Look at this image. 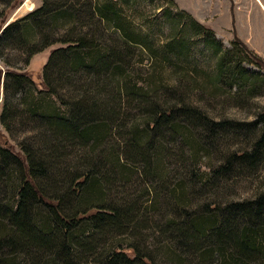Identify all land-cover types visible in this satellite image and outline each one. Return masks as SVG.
Instances as JSON below:
<instances>
[{"label":"trees","instance_id":"16d2710c","mask_svg":"<svg viewBox=\"0 0 264 264\" xmlns=\"http://www.w3.org/2000/svg\"><path fill=\"white\" fill-rule=\"evenodd\" d=\"M80 2L63 0L54 8L45 2L43 7L20 23V27L16 28L18 23L9 24L4 30L5 36L13 31L19 34L20 28L22 38L18 41L26 45L36 35L32 26H40L45 14L51 15V24L45 25L51 30L61 26L74 27L89 14L86 18L96 20L91 23L96 27L92 37L88 33L81 34L77 43L56 51L50 62L51 65L56 60L59 62L57 68L62 81L72 82L74 76L85 73L94 74L105 85L109 79L114 80L118 103L116 100L105 102L102 88H98L100 83L96 86L98 97L72 101L62 99L58 104L48 94L38 95L31 84L33 81L27 80L25 75L11 73L7 76V88H12L10 83L18 91L26 85L32 86L27 89L30 99L22 95L23 105L34 121L53 133L46 141L47 145H53L50 147L53 152L51 155L42 152V158L37 160L29 148L25 154L18 155L10 146L0 143V264H156L157 258L151 253L144 254L138 246L142 247L143 243L140 230L146 228L148 222L144 215L150 214L153 208L161 213L156 202L162 195L163 186V198L168 199L169 211L174 213L166 219L163 231L165 249H175L187 260L196 257L200 264H264V191L252 199L231 202L223 207L205 204L200 211L191 212L187 209V186L179 184L171 188L162 180V162L169 138L182 137L184 144L195 149L207 139L215 143L228 122L217 121L198 107L182 104L184 100L181 105L171 101L157 104L153 97L160 99V85L148 82V85L138 86V81L128 71L130 47L141 45L147 48V43L131 34L129 23L119 18L121 14L111 1L106 0L104 4ZM82 6L86 7L85 15L81 12ZM107 26L120 32L125 43L120 44L114 39L118 48H111L102 42L103 29ZM210 37L215 39V35ZM177 42L185 46L183 38ZM232 48L227 51V56L221 58L216 79L222 80L228 72L231 77L237 73L227 65L229 54L235 55L238 71V63L242 60L240 54H246L250 63L264 69V61L240 40L234 41ZM45 78V83H51L48 76ZM233 78L243 80L246 77L241 72L239 77ZM94 89L92 84L89 85L91 92ZM50 92L57 93L55 89ZM124 96L128 97L129 103L138 96L141 105L153 107L145 117L132 124L131 130L121 133L126 137L124 144H118L119 148H109V151L100 150V156L96 155L98 147L103 146L114 133L115 122L120 120L116 105L122 106ZM7 115L8 104H5L2 119L6 120ZM120 127L121 124L116 128ZM196 128L199 132L194 130ZM200 128L204 132H200ZM66 142L82 146L92 144L95 148L89 152L92 157L82 164V169L66 181L68 191L59 195L62 191L51 188L58 184L57 177L50 174L53 165H47L44 159L56 160L58 150ZM253 145L252 151L237 150L240 153H234L221 166L220 174L231 173L236 167L257 164L262 157L260 150L264 148V130ZM103 156L107 162L99 163ZM133 174L152 179L151 182L146 180L145 184L157 183L153 188L144 189L143 194L152 195L147 197L146 205L142 208L137 203L127 204L129 202L124 200L109 202L106 186L116 180L130 181ZM158 182L162 186H158ZM2 187L3 191L8 188L11 193L6 204L2 200ZM91 209L94 212H90ZM159 218L163 220V216L159 215ZM127 250L134 251V255H129Z\"/></svg>","mask_w":264,"mask_h":264},{"label":"rangeland","instance_id":"374dc122","mask_svg":"<svg viewBox=\"0 0 264 264\" xmlns=\"http://www.w3.org/2000/svg\"><path fill=\"white\" fill-rule=\"evenodd\" d=\"M108 1L115 4L117 12L121 14L118 15L119 18L129 23L131 34H136L139 41L143 40L147 43V48L137 45L130 47L131 50H129L131 56L128 58L130 62L128 71L133 79L138 81V86L148 85V82L158 83L160 99L153 97L157 100V104L162 105L171 101L181 105V101L184 100L182 104L198 107L217 121L228 122L225 125L226 129L220 131L215 143L207 139L195 149L184 144L182 137L169 138L165 145V160L162 162L163 183L171 188L179 184L187 186L189 193V197L186 198L189 203L187 209L191 212L200 211L205 204H210L211 207L215 204L223 207L231 202L252 199L258 193L263 192L264 148L260 150L262 157L254 166L236 167L231 173L226 174L219 172L221 166H224L234 153H240L237 150L252 151L253 143L261 137L264 130V117L262 118L264 114V69L250 63L246 54H240L242 60L238 63L240 70L238 71L235 68V55L229 54L230 61L227 65L231 66V71H237V73L231 77L228 72L222 80L216 79L221 58L227 56V51L233 49V42L239 40L233 25L232 8L236 7L237 3L247 6L250 1ZM45 2L49 7L54 8L63 0H0V143L5 147L10 146L12 151L18 155L25 154V150L29 148L37 160L42 158L40 157L42 152L52 154L50 147L53 148V145H47L46 141L53 133L34 121L23 105L24 98L30 99L27 89L32 86L27 87L26 85L24 90L18 91L13 88V83H10L12 88H7L9 74L25 75L27 80L33 81L31 84L36 88L38 95L39 93L48 94L58 104V101L62 99L72 101L83 98L87 100L92 96L98 97L96 86L99 83L98 88H102L105 102L116 100L118 103V90L113 87L117 84L114 80L109 79L105 85L99 82L94 74L86 75L85 73L80 74L79 77L74 76L72 82H66L59 77V68H57L59 62L56 60L51 65V57L56 51L74 45L83 33H88L92 37L96 27L91 23L96 20L86 18L89 15H85L86 7L80 8L85 19H81V24L78 22L74 27L61 26L51 30L45 27L51 24V15L45 14L40 26L30 27L32 31L36 30V35L34 34L26 45L18 41L22 38L20 28L19 34L13 31L9 36H5L4 30L9 24L18 23L16 28L20 27V23L43 7ZM85 2L104 4L106 0H81L80 3ZM251 3L253 5V2ZM103 33L102 42L111 48H118L114 45V39L120 44L125 43L120 36L121 33L112 26L103 29ZM211 35H215V39H212ZM180 38H183L184 47L177 42ZM126 48L128 49V45ZM179 55H181L180 58ZM241 72L246 78L243 80L233 78L239 77ZM45 76L49 77L51 83H45V79L47 80ZM57 78L63 83H60ZM108 83L111 84L108 85ZM91 84L95 88L92 92L89 90ZM49 88L51 91L55 89L57 93H51ZM35 91L33 90V95L36 96ZM21 97L23 99L20 101ZM137 99L138 96H135L134 100L129 103L128 97L124 96L122 106L117 107L116 105L120 120L115 122L111 138L109 137L103 146H99V150L96 148L98 150L96 155L100 156V150L109 151V148H119L118 144H124L126 137L121 136V133L126 134L128 130H131L132 124L140 121L143 116L145 117L153 107L148 104L141 105ZM5 104H8L6 120L2 119ZM246 123L250 124L245 126ZM119 124L122 125L120 129L116 128ZM194 130L197 132L198 128ZM202 131L204 132L201 129L200 132ZM64 146L58 150L56 160L55 158L44 159L47 165H53L50 174L53 178L57 177L58 184L51 188L62 191L59 195L68 191L69 186L66 181L82 169V164L92 157L89 152L95 148L92 144L82 146L79 143L71 144V142H66ZM100 162H107L104 156L99 160ZM139 176L133 174L130 181L116 180L106 186L108 201L123 202L124 200V202H129L127 204L137 203L143 208L147 197L152 196L143 194L144 189L153 188L157 183L145 184L147 181L151 182L152 179ZM158 186H162V183ZM164 188L163 186L162 195L157 197L156 202L163 215L154 208L150 214L144 215L148 222L146 228L143 227L140 230L143 233L140 241L143 243L142 247H138L144 254L154 255L157 258L156 264H200L196 257L192 256L187 260L179 256L180 253L175 249H165L166 237L163 236V231L166 219L174 213L169 211L168 199L163 198ZM6 189L7 191H3V187L1 189L4 192L1 194L4 204L11 196L10 190ZM48 193L51 194L50 190ZM154 196L156 198V194ZM90 212H94V209ZM159 215L163 216V220H160ZM173 251L177 253H169ZM127 252L131 256L134 255L132 250H127Z\"/></svg>","mask_w":264,"mask_h":264},{"label":"crops","instance_id":"0c3cea01","mask_svg":"<svg viewBox=\"0 0 264 264\" xmlns=\"http://www.w3.org/2000/svg\"><path fill=\"white\" fill-rule=\"evenodd\" d=\"M246 1H250L248 7L241 6L237 0L236 7L232 8L233 25L239 39L264 61V1L261 4L256 0Z\"/></svg>","mask_w":264,"mask_h":264}]
</instances>
